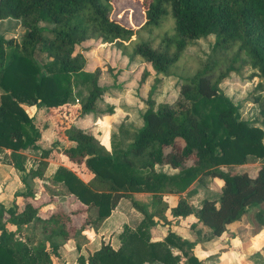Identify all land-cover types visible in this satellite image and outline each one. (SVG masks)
<instances>
[{
    "label": "trees",
    "instance_id": "trees-1",
    "mask_svg": "<svg viewBox=\"0 0 264 264\" xmlns=\"http://www.w3.org/2000/svg\"><path fill=\"white\" fill-rule=\"evenodd\" d=\"M140 1L144 19L129 27L109 15L112 0H0V20L19 18L23 27L17 38L0 32V147L11 149L13 166L22 172L26 186L10 206L0 202V264H54L58 243L76 239L89 228L95 230L119 199L130 197L132 191L151 192L152 210L130 198L143 215L140 221L133 228L122 227L116 248L100 240L86 256H77V264L152 260L178 264L180 254L184 264H201L192 251L193 241L170 229L161 239H150L149 226L156 220L167 222L161 193L190 194L195 179L219 177L217 196L203 197L196 206L177 196L168 207L171 217L194 215L208 229L206 237L220 235L249 205L264 201L263 128L239 118L237 105L220 87L231 73L248 67V78L258 77L255 86L264 90V0ZM165 15L172 20V34L161 29ZM40 21L48 28L43 29ZM153 29H159L153 39L134 37ZM207 34L213 35V41L205 58L194 60L192 70L183 64L171 67L193 39ZM89 39L113 45L128 56L138 54L155 74L178 79L175 99L156 102L160 79L154 77L142 98V123L126 145L111 133L106 149L91 132L69 121L92 110L104 90L98 83L99 67L85 69L89 45L83 43ZM147 74L143 67L139 82ZM40 105L46 106L44 117L52 122L56 141L53 147L39 149L35 166L25 170L19 151L38 149L41 135L27 107ZM58 139L67 145L58 144ZM59 153L67 165L61 164ZM249 157L260 159L254 174L221 168ZM47 160L59 163L50 173H46ZM165 164L174 171L155 168ZM75 170L93 176L84 181ZM45 175L50 197L73 195L84 207L38 215L26 197L32 196V179ZM252 217L263 225L264 209L256 208ZM27 223L34 231L24 235L20 229Z\"/></svg>",
    "mask_w": 264,
    "mask_h": 264
},
{
    "label": "crops",
    "instance_id": "crops-1",
    "mask_svg": "<svg viewBox=\"0 0 264 264\" xmlns=\"http://www.w3.org/2000/svg\"><path fill=\"white\" fill-rule=\"evenodd\" d=\"M94 40L95 39H89L83 43V45H89L88 50L84 52L86 64H87L88 52L89 50L92 49L90 42ZM97 42H99L100 48H102L103 45H105L100 40H97ZM106 48L108 50H110V48L116 49L117 54L121 57L123 64L122 66L120 65L119 67L125 68L126 70L118 68L120 73L123 74V71L128 70L134 75L136 85H131L129 88L130 92L133 95V101H134L133 103L134 106L133 108H130V111L128 113L129 115L128 117L130 119L124 123L108 125L107 131L104 133L98 132L99 129L102 131V128L104 129V127H106V124L103 121H100V119H98L101 118L98 115L94 116L93 118V120H97L95 123L93 122L92 124L93 126L88 127V126H79L75 124L74 125L91 132L99 140V142L105 146L106 149H110L111 133L120 137L121 140L123 141V144L126 145L129 141L126 142L125 137L132 136L134 129L137 128L142 123L140 116L142 110L144 109V103L142 101V98L146 97L150 87L154 84V77L156 76L159 77L160 79L157 87V93H154L155 94L154 98L156 102H161L164 101V99H162L163 86L167 83V81L170 80L169 78L170 76L169 75L162 76L160 74H155L154 71L149 66L145 65L142 57L138 56L137 54L128 56L126 54L121 53L120 49L116 48L113 45H106ZM133 61L134 63L130 64V62L132 63ZM135 61L137 62L135 63ZM86 64H85V69H87ZM98 67L100 69L98 83L104 88V90L101 96L94 101L93 109L86 112L84 116H87V113L89 112L95 114V111L98 109L95 106L96 101H103L107 96L113 95L112 90L115 89L116 92L118 91L120 92V90L124 92L126 90L125 87L120 88L119 81L117 79L115 80L116 77L115 69H111V71H109L106 68L105 70H103L102 67L99 65ZM143 67L148 70V74L145 76L142 82H139V76ZM93 68L87 70H92ZM105 71L111 75L109 84L101 83V79L105 76ZM29 107L31 108V110L29 111L30 113H32V121L35 127L39 129L41 135H40V143L38 149L25 148L19 151V154L23 156V166L25 170H27L29 167L35 166L37 160L40 158L39 149L50 148L53 145V142L56 141L54 137L55 135L52 130L53 124L44 117V112L46 109L45 106L40 105L34 109L31 106ZM103 110L104 109H98V113L102 114L101 111ZM132 120L133 121L136 120V121L133 123ZM99 136L101 137V139L99 138ZM58 144L67 145V141L63 139L62 142ZM32 152L34 153L31 154ZM10 154H11V149L0 147V202L5 207L10 206L14 199H17L18 201L19 194L26 190V186L21 181L22 172L13 166ZM59 156L61 159V164L67 165L68 163L66 162L65 156L62 153H59ZM47 162L48 164L46 167V173H50L53 170V168L59 164L54 160H47ZM157 167H161L160 169L168 172L174 171V169L168 167L166 164L161 166L156 165L155 168L159 169ZM80 172L82 174H85L86 178H84V181H86L87 178L93 176V174H89V173L87 174L83 171ZM48 182L50 181L49 179L46 178V175L43 178H33L32 188H31L32 196L26 197L27 200H29L34 206L37 207L38 215L46 216L52 211H55L56 209L52 210L49 213L47 212V210L53 208V206L55 205L57 206V209L63 211L84 207V204L76 200L73 195L62 194V195H55L50 197L49 194L47 193V190L45 189V183ZM219 183L220 182L218 180V184ZM164 193L167 194L168 198L173 196L174 200L169 204V206L173 205L177 199L176 195L170 192H164ZM143 195H149V202L147 208L144 207V209L147 211L152 210L153 208V204L151 203L152 193L148 191H132L129 195L130 197H121L119 201L122 198H128L129 200L130 198H133L134 200H136L137 202L143 205L142 201L140 200ZM162 198L163 197H161V200ZM63 201L69 202L70 205L68 204L69 206H67V204L63 203ZM119 201L117 202L115 207L111 209L109 215H107L101 221L100 225L95 230L89 228L87 230H84L81 234H79L76 239H68L65 242L58 243L57 245L58 255L53 257V263L77 264L78 255L86 256L88 252H91L92 250H94L99 246L100 240L108 241L105 238H111L112 234H113V238H115L114 239L115 242H109V241L108 242L113 248H116L120 243L118 242V232L121 228L120 226L116 228L118 223L122 221L127 226L133 228L143 216L141 212H139L136 208L133 207V205L130 207V210L122 211L121 209L118 208ZM259 205L260 208L264 209V201L261 202ZM132 211L136 213L135 216L133 215ZM166 211H164L167 218V222H165V224H162L156 220L154 224L149 226V233L151 240L161 239L165 235L167 229H170L179 236H181L182 238H185L188 241H193L194 245L192 247V251L200 258L201 264H259L263 262V261H259L255 263L254 260L256 258V255H259L261 256V258L262 257L264 258V242L262 240L264 234V224L259 226L254 221L253 217L251 218L252 221H248L247 219H245L246 222H244L241 215V218L238 221H233L229 223L226 229L220 235L213 237H206V235L208 234V229L200 222L196 221L194 215L188 214L185 216L171 217L168 214V208ZM131 215H133L135 219L134 221H132ZM186 220L188 222L186 224L183 223ZM105 222L107 224H105ZM27 225H29L28 229H27ZM7 228L14 229L15 227L14 225L7 224ZM192 229L195 230L194 234L191 233ZM243 229H245L246 232H244ZM33 231L34 230H31L30 228V223L23 225L20 229V232L22 234L23 233L28 234ZM35 232L37 233L36 230ZM96 234L99 235L103 234V235L99 237L98 242L95 243L93 242L92 244V242L89 241H92ZM197 234H201V235L198 236ZM239 236H242L241 238L244 240L242 242H233L235 239L239 240L240 238ZM230 240H232V242ZM172 251L179 252V250L176 249L175 247L172 248ZM183 260L184 257L182 254H180V259L178 264H184ZM141 264H161V263L158 260H152V261H143Z\"/></svg>",
    "mask_w": 264,
    "mask_h": 264
},
{
    "label": "rangeland",
    "instance_id": "rangeland-1",
    "mask_svg": "<svg viewBox=\"0 0 264 264\" xmlns=\"http://www.w3.org/2000/svg\"><path fill=\"white\" fill-rule=\"evenodd\" d=\"M112 8L110 9L109 15L120 22L121 24L129 27H135L139 25L143 19H144V13H143V6L140 0H112ZM167 20L163 22L161 29H167V34H172V29H170L171 26V18L169 15H165ZM39 25L46 29L48 28V24L44 22H39ZM23 29L22 25L20 24V19L15 17H6L0 20V32H3L5 36H14L13 38H17L20 31ZM159 29H153L150 33L147 32H136L134 34V37L138 38L139 40H145V39H153L154 36L157 35ZM136 40V39H135ZM213 41V35L207 34L205 36H201L198 38L193 39L185 48L183 51V55H181L175 62V64H172L171 67L174 65L176 68H178L181 64L184 65L185 68L188 70H192L195 66L196 59H204L205 55L207 54L210 45ZM92 49L88 52V58H87V64L86 68L91 69L94 66H101L103 70L105 68L109 71L111 69L116 70V77L119 81L120 88L125 87L126 90L122 92H116L115 89L113 91V95L107 96L103 101H96V108L98 109H104L101 111L102 114L98 113V109L95 111V114L92 112L87 113V116H84L85 113L80 115H74L70 118L71 124L79 125V126H93V122L95 123L97 120H93L94 116H99L101 118L100 121H103L106 124V127L104 129L102 128V131L99 129V133H104L107 131L108 125L110 124H117V123H124L127 122L130 118L128 117V113L130 111V108H133L134 101H133V95L130 92L129 88L131 85H136V81L134 78V75L130 71H123V74L119 72V69L126 70L125 68L119 67L122 66L123 61L121 60V57L117 54V50L110 48L108 50L106 48V44L103 45L102 48L99 46V42L97 40H94L90 42ZM81 45H77L76 49H80ZM114 51V52H113ZM138 55V54H137ZM139 56V55H138ZM141 61V60H140ZM137 61H135L136 63ZM134 61L130 64H133ZM111 67V68H110ZM95 68V67H94ZM250 72V69L248 67H243L240 73H231L230 77L224 79L220 83V87L223 90V92L231 99V101L237 105V112L238 117L242 119L252 120L255 124L261 126L263 128L264 132V110H263V99H264V90L263 87L256 88L255 83L258 80V77L254 76L251 78H248V73ZM170 80L167 81V83L163 86V93H162V99L164 101L170 102L173 101L175 94L178 89V79L177 77H174V75H169ZM173 76V77H172ZM110 77L111 75L105 71V76L101 79V83H110ZM124 84V85H123ZM112 106V107H111ZM32 107V106H31ZM46 107V106H45ZM108 107H111V111L108 112L106 109ZM28 110H31L30 107H27ZM134 119V118H133ZM99 121V120H98ZM136 121V120H135ZM135 121L132 120L134 123ZM64 124H60L59 126H62ZM53 130V127H52ZM54 133V131H53ZM55 135V133H54ZM56 139V136H54ZM101 139V137L99 136ZM132 136L125 137V141H130ZM63 139H58L57 142L61 143ZM262 140H264V134L262 137ZM53 147V145L51 146ZM47 149V148H44ZM32 152L31 154H33ZM260 163V159H254L249 157L247 161L241 164H227V165H221L222 169L228 170L230 172H237L241 171L242 169H246L250 174H254L257 165ZM161 168V167H157ZM77 175H79L83 180L85 177V174H82L79 170H75ZM91 177L87 178L89 180ZM219 177L213 176V177H200L198 179H195L193 181L194 184V190L190 194H186V191L181 192H170L174 193L177 196H184L186 200L191 202L193 205H198L199 200L203 197H215L217 196L219 192V184H218ZM163 191L161 193V204L164 206L165 211L167 210L169 204L174 200L173 196L168 198L167 194H165ZM168 198V199H167ZM143 203V206L147 208L148 202H149V195H143L140 199ZM63 203L67 204V206L70 205L69 202L63 201ZM69 204V205H68ZM132 206V203L128 198H122L119 201V209L122 211H128L130 210V207ZM167 206V208H166ZM59 207V206H58ZM260 207L259 204L253 203L249 205L245 212L242 214L243 221L246 222L245 219L248 221H252V213L253 211ZM58 210L57 206H53V208L47 210V212H51L52 210ZM133 215L135 216L136 213L134 211ZM167 212V211H166ZM138 214V213H137ZM131 215L132 221H134V217ZM138 216V215H137ZM141 216V215H140ZM190 218V217H189ZM140 221V220H139ZM186 220L183 223H187ZM105 224H107L105 222ZM126 225L124 222L118 223L117 227H122ZM260 226V225H259ZM29 228V225H27V229ZM119 230V232L121 231ZM244 232L245 229H243ZM28 231V230H27ZM195 230H191V233L194 234ZM118 232V233H119ZM26 235L27 233H23ZM96 234L94 239L89 242H98V239L100 236ZM200 236L201 234H197ZM111 238H105L109 242H115V238H113V234L111 235ZM239 240L235 239L233 242H242L244 239H242V236H239ZM200 238V237H198ZM233 238V236H232ZM89 240V239H88ZM187 240V239H186ZM232 242V240H230ZM119 242V237H118ZM229 242V241H228ZM91 245V244H90ZM89 245V246H90ZM264 258L259 255H256V258L254 262L264 261ZM179 263V262H178Z\"/></svg>",
    "mask_w": 264,
    "mask_h": 264
}]
</instances>
